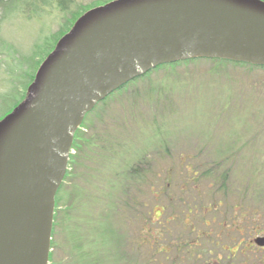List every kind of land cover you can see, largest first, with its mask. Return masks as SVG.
I'll use <instances>...</instances> for the list:
<instances>
[{
  "label": "rangeland",
  "instance_id": "rangeland-1",
  "mask_svg": "<svg viewBox=\"0 0 264 264\" xmlns=\"http://www.w3.org/2000/svg\"><path fill=\"white\" fill-rule=\"evenodd\" d=\"M75 1L71 10L97 0ZM52 2L7 0V7H0V116L13 108L26 87L27 76L35 73V61L39 60L36 50H45L64 22ZM118 91L84 116L82 131L93 138L96 149L82 153L76 177L64 179L58 188L59 208L67 206L71 213L53 236V264H139L147 259V244L129 255L113 254L108 246L102 251H106L105 256L94 255L89 247L85 248L89 252L85 259L70 256L73 243L97 238L107 226L112 217L105 212L118 195L114 186L112 189L114 177H123L124 163L141 157L154 158L159 179L166 172L173 173L176 184L189 173L221 163L217 170L226 171L225 203L219 179L200 183L201 190L209 189L207 194L200 190L180 194L177 185L176 195L169 191L176 197L177 209L192 201L190 195L198 199L193 202L197 208L211 204L217 209L207 212V225L194 219L195 230L206 232L213 249L197 264H264V247L254 243L256 236H264V68L197 60L156 68ZM73 152L77 154L75 149ZM180 186L190 189L188 184ZM233 200L244 202L245 206L236 207L235 216L246 207V220L239 216L242 221L236 223L229 218L221 226L222 217L228 216L227 202ZM161 208L154 205V217L170 214L166 209L160 216ZM174 218L171 227L174 231L178 228L177 234L183 229L176 214ZM112 227L126 250L127 237H135L136 231L133 235V227L124 221H114ZM158 227L153 224L152 230ZM183 235L194 238L196 231ZM235 242L240 243L239 249L231 256L228 249L234 253Z\"/></svg>",
  "mask_w": 264,
  "mask_h": 264
},
{
  "label": "water",
  "instance_id": "water-1",
  "mask_svg": "<svg viewBox=\"0 0 264 264\" xmlns=\"http://www.w3.org/2000/svg\"><path fill=\"white\" fill-rule=\"evenodd\" d=\"M193 58L263 66L264 0H112L77 18L0 120V264H48L55 193L84 114L148 70Z\"/></svg>",
  "mask_w": 264,
  "mask_h": 264
},
{
  "label": "trees",
  "instance_id": "trees-1",
  "mask_svg": "<svg viewBox=\"0 0 264 264\" xmlns=\"http://www.w3.org/2000/svg\"><path fill=\"white\" fill-rule=\"evenodd\" d=\"M44 1L47 0H40V2ZM52 1L53 5L56 6L58 10L61 11V13L63 14L64 22L61 27L51 36L50 39L52 43L50 42L45 47V50L43 52H39L36 50L35 55H39V60L35 61L36 68L44 59V57L53 49L58 38L63 35L67 30H69V28L72 26L73 22L79 15H81L85 10L89 8L109 0H97L92 3L82 5L81 7L75 10H71L72 6L75 5V0ZM1 6L7 7V0H0V7ZM197 60L201 59L178 61L172 64L160 65L157 68L166 66H176L178 64L189 63ZM204 60L212 61L214 63L229 62L235 65L247 66L251 69L264 68L248 64L235 63L222 59ZM36 68L34 69V71L36 70ZM33 76V73L29 75V80L26 83L25 89H23L18 101L15 102L13 106L24 98L27 85L32 81ZM137 79H139V77L134 80ZM134 80L128 82L127 84L133 83ZM127 84L125 85L127 86ZM126 86L123 87L120 92L124 91L126 89ZM8 111H6L2 116H4ZM2 116H0V118ZM72 149H75L77 154H70L68 170L66 172L65 179L75 178L76 173L78 171L76 167L80 164L82 153H84V151L87 149L90 153H92L96 148H94L93 138L91 136L84 135L83 131L79 128L75 133ZM141 158H139L140 160L138 159L137 162L130 161V163H124L126 168L124 170L123 177H118L117 175H115L112 183V189L114 186L118 190L117 194L119 196H114L112 203H110L108 211L105 212L106 215H110L112 218L109 219L107 226L103 227V229L100 230L99 236L97 238H95V236L91 239H86L88 240L87 242H82L80 244H72V242L69 240L68 245L72 244V254L70 255L71 259L81 257L82 260L88 257L89 252L85 250V248L87 247H89L90 249H92V251L95 252L94 255H101L102 251H104V249L108 246H110L111 252L113 254L129 255L134 252L136 253V249L141 248L143 244L148 245L149 255L146 260L142 261V263L138 262L139 264H197L198 259L201 258L204 254L213 252V249L209 247V238L206 235H200L201 233L199 230H194V219H196L200 223H204L205 225H207L206 214L207 212L212 213L214 210H217L216 207L212 206L211 204H207L204 208H197V206L193 205V202L198 201V199L195 198L193 195H190V199L192 201L189 204H186L184 207H180L177 209L176 197L173 198V195H171L169 191H174V194L176 195L177 185L180 194L187 195L190 194V192L196 193L199 190L203 194H207L209 189L204 191L201 190L200 183H203V180L209 178H211L213 181H217L219 179L221 180V183L219 184L220 189H225L222 194V200L225 203V195H227V189L225 188L226 171L224 170L221 172L217 170V168L221 166V163L215 162L214 164H211L210 167L203 168L199 173H189L187 177L182 178L181 182L176 184V182L173 180V173L168 174L166 172L165 177L163 179H159V175L156 173V170H154V168L158 165L157 161L154 158ZM181 184H188V187L190 188L189 191L187 187L182 188L180 186ZM161 196H164V198L162 199ZM155 204L160 205L162 207L160 216L164 215L166 209L170 210V214H167L164 217H154L152 214V209ZM227 205L228 216L224 215L222 217V219L220 220L221 226H223L229 218H232L233 221L236 222L238 220V217L242 216V219L246 220V207L242 210H239V214L235 216L236 207H241V205H244V202L242 200L229 201L227 202ZM70 210L71 208H68L67 206L65 208L60 209L56 198L52 236H54L57 228H61V226L66 222L71 213ZM178 213L180 216L178 215ZM175 214L176 222L181 220L180 227L183 229L179 230L177 234L176 231L178 230V228H176V231H174L171 227L174 225ZM235 218L236 220H234ZM114 221H124L130 226H132L134 229L133 235L136 231L135 237H127V245L125 247L126 250L122 248L120 244L121 240H119L120 237L116 234V232H114V229L112 227ZM153 224H159L161 225V227L152 230ZM168 227H170L171 229L169 230ZM218 229L221 230V228ZM236 229L238 231L241 230V228ZM193 231H196V235L194 238H187L189 235H183L185 233H192ZM60 232L63 233L64 230L61 229ZM169 233L173 234L170 235ZM215 233L220 234L218 232ZM213 240L216 241V237H214ZM51 245L53 248L55 245L54 241H52ZM113 247H116L118 252L112 251ZM119 247H121L122 250H120ZM53 254L54 253L51 251L49 255L50 264H53L54 261ZM140 254L143 256L142 251H140ZM102 255L105 256L106 251L105 254L103 253ZM94 261L92 263H94ZM203 264H207V261H205Z\"/></svg>",
  "mask_w": 264,
  "mask_h": 264
},
{
  "label": "flooded vegetation",
  "instance_id": "flooded-vegetation-1",
  "mask_svg": "<svg viewBox=\"0 0 264 264\" xmlns=\"http://www.w3.org/2000/svg\"><path fill=\"white\" fill-rule=\"evenodd\" d=\"M262 260H264V259H262Z\"/></svg>",
  "mask_w": 264,
  "mask_h": 264
},
{
  "label": "bare ground",
  "instance_id": "bare-ground-1",
  "mask_svg": "<svg viewBox=\"0 0 264 264\" xmlns=\"http://www.w3.org/2000/svg\"><path fill=\"white\" fill-rule=\"evenodd\" d=\"M91 112V111H90Z\"/></svg>",
  "mask_w": 264,
  "mask_h": 264
}]
</instances>
